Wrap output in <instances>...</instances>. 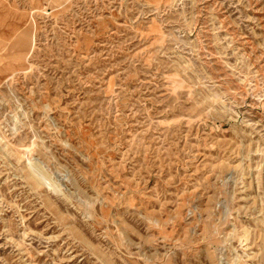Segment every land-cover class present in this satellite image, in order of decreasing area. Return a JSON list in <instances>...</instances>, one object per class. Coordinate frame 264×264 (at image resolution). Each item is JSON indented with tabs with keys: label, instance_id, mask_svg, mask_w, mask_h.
<instances>
[{
	"label": "rangeland",
	"instance_id": "obj_1",
	"mask_svg": "<svg viewBox=\"0 0 264 264\" xmlns=\"http://www.w3.org/2000/svg\"><path fill=\"white\" fill-rule=\"evenodd\" d=\"M0 264H264V0H0Z\"/></svg>",
	"mask_w": 264,
	"mask_h": 264
}]
</instances>
